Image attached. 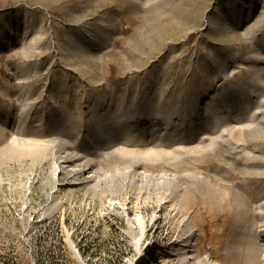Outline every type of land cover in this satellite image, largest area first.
<instances>
[{"label": "rangeland", "instance_id": "rangeland-1", "mask_svg": "<svg viewBox=\"0 0 264 264\" xmlns=\"http://www.w3.org/2000/svg\"><path fill=\"white\" fill-rule=\"evenodd\" d=\"M53 263L264 264V0H0V264Z\"/></svg>", "mask_w": 264, "mask_h": 264}, {"label": "bare ground", "instance_id": "bare-ground-1", "mask_svg": "<svg viewBox=\"0 0 264 264\" xmlns=\"http://www.w3.org/2000/svg\"><path fill=\"white\" fill-rule=\"evenodd\" d=\"M140 117H136V121H135V118L134 120L132 121V119L129 120V118L125 117V118H121L119 120V122L116 124L118 127H121V126H124L125 124H128L129 126H133V127H136L138 126L139 122H141L139 120ZM110 125V123H109ZM128 132H131L128 130ZM193 134H195L194 131H192L191 134H189L188 138H185V139H190ZM130 135L129 133L126 134V136ZM108 136V131H104V130H101V137L103 139H100L99 140V144L102 146V147H110L111 144H113L114 142V139L113 138H110L108 140L107 138ZM166 137H168V141H171V142H174L176 141V138L177 136H174V135H170L167 136L165 135ZM147 140L151 137V138H154V136L152 134H150L149 136H147ZM161 138V136H160ZM159 138V139H160ZM182 138V137H181ZM136 140H142V137L139 136ZM61 171V166L58 164L57 167H56V170L53 172L55 177H56V180L58 181V174L60 173ZM145 175L147 177H151L149 173H145ZM58 189H57V186L55 184L54 188H53V191L50 192V196L51 197H54V192H56ZM125 215L127 216V220L129 221V228L131 229V231L137 236L135 238V243H136V246L139 247L140 243L143 241L144 238H146V234L147 232L151 229L150 227V223H151V220L148 219L146 213L141 210V209H136L134 212L132 211V214L131 213H127L126 210H125ZM159 221V219L157 218H154V221H153V224H156L157 222Z\"/></svg>", "mask_w": 264, "mask_h": 264}, {"label": "trees", "instance_id": "trees-1", "mask_svg": "<svg viewBox=\"0 0 264 264\" xmlns=\"http://www.w3.org/2000/svg\"><path fill=\"white\" fill-rule=\"evenodd\" d=\"M53 264H58V263H53Z\"/></svg>", "mask_w": 264, "mask_h": 264}]
</instances>
